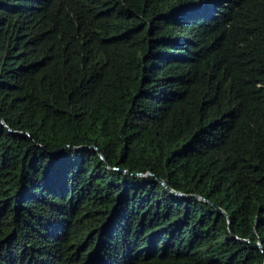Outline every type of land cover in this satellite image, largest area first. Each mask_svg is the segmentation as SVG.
I'll return each instance as SVG.
<instances>
[{
	"label": "trees",
	"instance_id": "16d2710c",
	"mask_svg": "<svg viewBox=\"0 0 264 264\" xmlns=\"http://www.w3.org/2000/svg\"><path fill=\"white\" fill-rule=\"evenodd\" d=\"M0 264H264V0H0Z\"/></svg>",
	"mask_w": 264,
	"mask_h": 264
},
{
	"label": "water",
	"instance_id": "95a60500",
	"mask_svg": "<svg viewBox=\"0 0 264 264\" xmlns=\"http://www.w3.org/2000/svg\"><path fill=\"white\" fill-rule=\"evenodd\" d=\"M100 152V151H99ZM101 156H102V154H101ZM138 175V174H137ZM161 182H162V184L163 185H165L166 186V184H165V182L164 181H162V180H160ZM167 187V186H166ZM168 189L170 190V191H172V192H174V193H176V194H178V195H181V196H183V194H181V193H179V192H175L174 190H172L171 188H169L168 187ZM197 197H199V198H201L202 199V197H200V196H197ZM223 214H225L228 218H229V215L224 211V210H222V209H220V208H218ZM230 219V218H229ZM255 245L258 247V248H261L262 246H261V243H255Z\"/></svg>",
	"mask_w": 264,
	"mask_h": 264
}]
</instances>
